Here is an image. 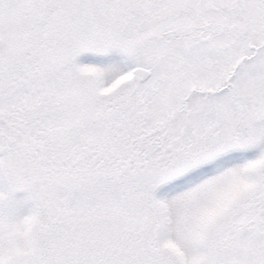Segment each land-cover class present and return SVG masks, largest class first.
Returning <instances> with one entry per match:
<instances>
[{"label": "snow or ice", "instance_id": "1", "mask_svg": "<svg viewBox=\"0 0 264 264\" xmlns=\"http://www.w3.org/2000/svg\"><path fill=\"white\" fill-rule=\"evenodd\" d=\"M0 264H264V0H0Z\"/></svg>", "mask_w": 264, "mask_h": 264}]
</instances>
